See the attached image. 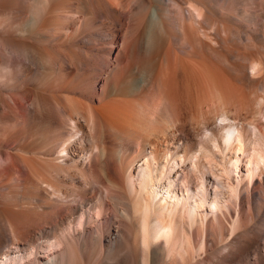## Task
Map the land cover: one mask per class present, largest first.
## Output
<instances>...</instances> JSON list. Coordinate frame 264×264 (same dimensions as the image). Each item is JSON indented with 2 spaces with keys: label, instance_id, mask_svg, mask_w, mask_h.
<instances>
[{
  "label": "bare ground",
  "instance_id": "6f19581e",
  "mask_svg": "<svg viewBox=\"0 0 264 264\" xmlns=\"http://www.w3.org/2000/svg\"><path fill=\"white\" fill-rule=\"evenodd\" d=\"M0 264H264V0H0Z\"/></svg>",
  "mask_w": 264,
  "mask_h": 264
},
{
  "label": "rangeland",
  "instance_id": "374dc122",
  "mask_svg": "<svg viewBox=\"0 0 264 264\" xmlns=\"http://www.w3.org/2000/svg\"><path fill=\"white\" fill-rule=\"evenodd\" d=\"M249 53L251 52H255V50L253 51H248ZM250 56V55H248ZM221 122L219 121L218 124H220ZM217 134H215V138L217 137V135L221 136L223 132V130L219 129L216 132ZM196 147L195 149L197 148ZM211 149H212V153H213V159H210L209 157H204V160L202 162V164L199 165V171L196 168V162L194 160H189L188 163L186 164V166L182 169H184V173H182V176L188 180V179H193L194 183L200 184V185H205V183L203 182V174L204 171L207 172L208 177L210 176L211 179V187L217 189L221 194H229L230 192V187L231 184L237 181L236 179V172L234 171V169H232L234 172H232V175H228L227 171H225L226 169H231V166L229 164V155L228 153H226L227 151H218L216 150L212 144H210ZM199 148V147H198ZM198 150V149H197ZM203 166H206L205 168Z\"/></svg>",
  "mask_w": 264,
  "mask_h": 264
}]
</instances>
